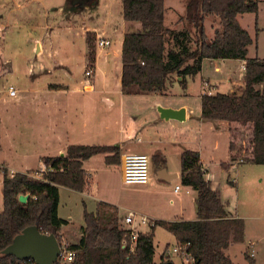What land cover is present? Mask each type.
I'll use <instances>...</instances> for the list:
<instances>
[{"label": "trees", "instance_id": "obj_1", "mask_svg": "<svg viewBox=\"0 0 264 264\" xmlns=\"http://www.w3.org/2000/svg\"><path fill=\"white\" fill-rule=\"evenodd\" d=\"M121 6L125 21L140 23L139 28L124 34L122 90L125 93L162 92L174 75L181 77L180 83L185 87L187 78L201 70L204 58L244 60L243 88L230 93H203L200 116L205 120L228 121L231 125L229 150L235 161V138L240 133L235 128L247 126L250 150L239 160L264 164V58L247 57L252 38L237 19L240 12L256 10V1L185 0V11L179 18L184 23L182 30L165 25L164 0H121ZM206 15L219 19V28L212 39H208L205 32ZM85 40L86 67H93L95 33L86 32ZM99 153L104 154L108 165L120 162L118 145L70 144L62 155L44 156L45 169L37 174L33 171L10 174L3 169L0 264H37L32 259H17L1 252L28 225H36L42 233L54 234L61 244L59 231L67 220L58 215L59 186L84 191L90 180L83 161ZM180 166L181 182L196 190L197 218L155 220V225L173 233L177 242L189 243L188 251L193 257L190 264H232L224 249L231 242L244 240L243 219L227 216L218 191L205 179L206 170L197 151L184 149ZM20 194L28 195L25 202L18 200ZM118 217L117 207L106 201H97L94 211L84 207L79 241L67 244L75 253L74 259L54 264H164L172 261L164 259L163 254L159 262L154 260L153 231L139 232L134 252H129L131 238L120 228ZM123 239L127 242L125 247H122ZM244 256L249 264H257L251 254L245 252Z\"/></svg>", "mask_w": 264, "mask_h": 264}, {"label": "crops", "instance_id": "obj_2", "mask_svg": "<svg viewBox=\"0 0 264 264\" xmlns=\"http://www.w3.org/2000/svg\"><path fill=\"white\" fill-rule=\"evenodd\" d=\"M180 2L182 7L172 13L168 26L175 30H182L184 27L179 18L184 14L185 1ZM173 6L175 5L172 4L171 7ZM82 23L86 45L81 76L75 77L68 73L65 62L54 65L44 63L41 58L35 61L36 64H29V78L25 77L24 80L23 77V80L18 82L21 88L4 80L3 86L8 88L12 85L17 91L16 95L10 96L7 90V97L13 102L3 107L0 114L1 184L3 169L9 173L44 170L42 158L64 154L70 144L118 145L121 149L120 162L110 165L104 162L103 171L111 167L118 168L123 183L121 156L125 152H137L150 157L157 174L150 177L146 184L127 186L132 187L130 192H99L97 188L91 191L88 184L84 191L78 192L94 200L93 209L90 211H94L97 201L102 200L114 204L120 214L132 210L146 214L154 220H194L197 218L196 190L181 182L180 166L181 152L190 149L199 153L202 166L206 170L205 179L210 182L212 189L218 191L227 216L239 217L238 198L235 195V198L227 195L230 187L224 181L228 180L231 169L237 165L229 150L231 125L226 120L202 119L200 113L203 93H230L243 88L244 70L241 65L244 60L204 58L201 70L187 78L185 87L180 83L181 77L174 75L162 92L125 93L121 85V50L124 34L129 31V27L123 22L121 27L120 23L109 24L105 18ZM51 25V20L43 18V28L54 29ZM86 32L95 33V38L102 36L111 40V45L107 48L95 47L96 57L90 83H87L84 75L88 62ZM1 39L3 32L0 30V41ZM34 42L35 54L41 55L45 49L43 41L36 38ZM2 48L4 49V44ZM247 57L264 58L257 51L255 55H250L248 47ZM2 60L8 64L7 66L2 63V73H12L13 62L7 56ZM56 67L59 73L55 72ZM158 107L183 109V119H164L160 116ZM24 128L30 133L29 141L36 138L37 144L34 142L29 147L28 143L24 147ZM102 155L104 161V154ZM31 157L39 160V168L33 169L29 163L25 164ZM91 159L92 156L83 161V168L88 172L89 180L96 173L87 169L86 164H89ZM101 185L106 189L109 186L106 181ZM176 185L180 187L175 191ZM61 187L63 186H59V198ZM68 223L69 220L60 228L61 240L64 243H77L81 231L76 242L68 241L63 231V227ZM157 228L164 229L160 225H155L153 230L142 225L140 232L153 231L154 237ZM172 236L177 242L173 233ZM245 239L244 228V241ZM247 242L249 243L248 239ZM234 243L236 242H231L224 249L228 256V250ZM249 251L253 255L252 249ZM159 258L155 259L154 253L156 262H159Z\"/></svg>", "mask_w": 264, "mask_h": 264}, {"label": "rangeland", "instance_id": "obj_3", "mask_svg": "<svg viewBox=\"0 0 264 264\" xmlns=\"http://www.w3.org/2000/svg\"><path fill=\"white\" fill-rule=\"evenodd\" d=\"M181 0H165V18L164 23L170 25V16L182 7ZM185 1V0H184ZM256 10H246L237 14L240 25L245 28L252 38V43L248 45L249 54L264 56V0H255ZM98 2V4H97ZM174 4L175 6L171 7ZM121 0H0V30L3 32V39L0 41V114L3 107L12 104V99L7 97L6 85L3 82L14 83L17 88H21L19 81L27 76V67L36 60L43 59L44 63L54 65L65 62L67 72L75 77L81 76L84 66L82 58L85 53V41L83 38V25L91 19H106L107 23H126L129 31L140 27L139 22L124 21L121 17ZM43 18L51 20L52 27L43 28ZM215 18V20H213ZM175 20V17L172 18ZM204 28L208 39L214 37L215 30L219 28L217 17L207 15L204 20ZM184 29V27H183ZM53 30V31H52ZM86 34V33H85ZM39 38L43 41L45 49L41 55H36L34 51V39ZM192 41V39H191ZM4 44V49L2 48ZM193 47V42L190 43ZM8 57L13 62L12 73H2L3 65H7L3 57ZM34 64V65H35ZM86 67L85 69H88ZM55 72L59 73L58 67ZM6 88V89H5ZM174 93V89H173ZM0 120H2L0 118ZM236 132L235 155L237 156V165L231 169L228 180H224L230 189L228 194L232 198L237 196V213L244 221L246 230V239L242 242L234 243L228 250L229 257L233 264H249L244 256L247 252L250 254L252 249L253 258L257 264H264V164L242 163L239 158L249 153V128L239 126L235 128ZM30 133L24 128V147H29L32 143H38L36 138L29 141ZM2 153H0V158ZM102 154L92 156L87 169L96 172L89 181V189H98L99 192L109 191L117 193L118 191L130 192L132 187L143 184H123L121 183L118 168H107L103 171ZM25 161V160H24ZM31 168H39V160L31 157L27 163ZM24 164V165H25ZM39 170L33 171L37 174ZM155 165L150 161L149 179L156 173ZM105 174V175H104ZM0 172V211L2 210V184ZM104 175V177H103ZM232 180V182H230ZM108 182V188H103L101 183ZM124 185V186H122ZM226 194V193H225ZM235 195V196H234ZM94 200L82 196L78 191L68 187H61L58 204V215L69 220V223L63 227L66 238L70 242H76L79 237V231L84 224V207L90 211L93 209ZM155 244V259H170L175 264L180 263V258L171 252L176 244L172 233L167 229L157 228L153 237ZM168 243V244H167ZM68 244V243H67ZM166 249L162 252L163 248ZM251 244V246H249ZM248 245V248H247ZM168 249L170 253H168ZM160 253H162L160 255ZM159 258V260H160Z\"/></svg>", "mask_w": 264, "mask_h": 264}, {"label": "built area", "instance_id": "obj_4", "mask_svg": "<svg viewBox=\"0 0 264 264\" xmlns=\"http://www.w3.org/2000/svg\"><path fill=\"white\" fill-rule=\"evenodd\" d=\"M111 45V40L98 36L95 38V47L107 48ZM241 68L245 70V62L242 63ZM87 83H90V77L93 75L92 67L85 69L84 71ZM8 94L10 96L16 95V88L9 85ZM207 93V92H206ZM121 167H122V181L125 184H146L149 181V168H150V157L144 153L137 152H125L121 156ZM12 174V173H10ZM179 185L175 186V191L179 189ZM118 222L120 228L126 231L131 238L129 245V252H134L135 242L140 227L145 225L149 228L155 226V220L146 214H141L132 210H128L122 214L119 213ZM127 244L126 240H122V247ZM189 243H180L172 247L171 252L175 253L180 258V264H190L193 261V257L188 251ZM168 253L170 250L168 249ZM74 251L67 248V243L61 242L60 254L57 261L68 262L74 259Z\"/></svg>", "mask_w": 264, "mask_h": 264}, {"label": "water", "instance_id": "obj_5", "mask_svg": "<svg viewBox=\"0 0 264 264\" xmlns=\"http://www.w3.org/2000/svg\"><path fill=\"white\" fill-rule=\"evenodd\" d=\"M157 109L164 119H183V109L174 110L165 107ZM27 198V194L18 196L20 202H25ZM1 252L14 255L17 259H32L37 264H54L60 254V243L54 234L42 233L36 225H28L17 233ZM164 264H173V262L168 261Z\"/></svg>", "mask_w": 264, "mask_h": 264}]
</instances>
